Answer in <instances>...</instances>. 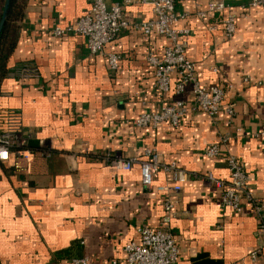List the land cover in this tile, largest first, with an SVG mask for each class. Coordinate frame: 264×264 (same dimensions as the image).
<instances>
[{"label": "crops", "instance_id": "obj_1", "mask_svg": "<svg viewBox=\"0 0 264 264\" xmlns=\"http://www.w3.org/2000/svg\"><path fill=\"white\" fill-rule=\"evenodd\" d=\"M18 37L0 81V131L6 113H21L28 146L36 151L16 167L0 161V264H123L124 246L138 239L137 229L158 227L167 193L157 186L169 182L160 169L151 188L141 183L140 168L117 169L106 154L141 158L154 148L162 162L176 163L190 177L178 194L170 222L180 249L176 264H229L245 259L259 244L257 216L248 201L235 211L221 204L219 190L203 174L229 178L226 159L235 155L249 176L253 196L264 200V6L249 9L237 19L228 39L216 18L196 15L197 5L209 0H177V25L187 28L186 54L196 64L205 85L222 84L225 95L217 115L194 108L192 83L169 91L155 83L147 55L162 56L167 37H146L134 27L122 30L104 48L91 54L86 38L71 33L52 34L85 14L89 0H25ZM115 0H106L108 4ZM237 9L249 0H224ZM132 22L154 18L149 4L124 7ZM239 10L237 9V13ZM216 22V21H215ZM120 55L111 71L107 56ZM36 64L39 77L22 79L18 67ZM217 69V70H215ZM228 84H231L229 87ZM183 100L187 111L177 126L138 127L135 119L156 111L165 102ZM234 113L228 114L226 106ZM219 143L209 157L205 149ZM51 147L49 156L39 152ZM264 253V248H263Z\"/></svg>", "mask_w": 264, "mask_h": 264}, {"label": "built area", "instance_id": "obj_2", "mask_svg": "<svg viewBox=\"0 0 264 264\" xmlns=\"http://www.w3.org/2000/svg\"><path fill=\"white\" fill-rule=\"evenodd\" d=\"M88 11L77 18L73 23L61 26L55 24L52 34L56 37L65 34H79L86 38L87 48L91 54L101 51L106 44L114 40L125 29L134 27L146 37L158 35L167 37L169 43L164 47L162 56L155 52L148 53L146 59L153 68L155 83L161 92H167L172 85L173 74H176L175 92L184 89L186 82L192 83L194 108L210 115L218 114L225 95V86L222 84L205 85L196 75V64L186 54V40L189 30L177 25L179 18L185 16L177 11V0H115L108 4L106 0H89ZM133 4H149L154 18L143 21H130L126 18L125 6ZM257 6H264V0H249L237 9L224 0H209L205 8L197 5L196 15L202 19L216 18L210 29L215 30L221 25L225 36L231 39L237 28V19L240 15ZM109 69L113 72L119 68L120 55L111 52L107 56ZM217 70V69H215ZM18 74L22 79L39 77L40 70L32 62H24L18 67ZM230 87L231 84H228ZM187 111V104L183 100L165 102L159 110L141 113L136 119L138 127H157L163 122H170L177 126ZM228 114L232 115V105L226 106ZM6 128L0 131V161L10 162L16 167L18 159L29 161L37 153L28 146L30 134L24 130L21 113L9 110L6 113ZM258 135L263 140L264 154V125ZM51 147L39 152L42 156L50 155ZM220 152L219 143L209 144L205 153L215 157ZM104 159L117 169L129 170L134 164L140 168L141 183L145 188H151L155 174L163 169L168 173L169 182L157 186V190L167 193L164 205V215L158 227L143 225L138 227V239L127 242L124 246L125 256L123 264H176L180 249L173 232L169 229L171 219L175 215L178 203V194L182 185L190 174L176 163H164L158 151L146 148L141 158L123 159L106 154ZM229 178L224 180L214 176L211 172L203 177L211 181L219 190L221 204L235 211H241L243 202L248 201L253 213L257 216L258 246L253 249L248 258L252 261L260 260L264 248V200L252 195L248 188L249 176L243 169L240 160L235 155H228L226 159ZM73 264H88L89 259L73 258ZM196 264V263H195ZM229 264H247L245 259L233 261Z\"/></svg>", "mask_w": 264, "mask_h": 264}, {"label": "trees", "instance_id": "obj_3", "mask_svg": "<svg viewBox=\"0 0 264 264\" xmlns=\"http://www.w3.org/2000/svg\"><path fill=\"white\" fill-rule=\"evenodd\" d=\"M6 0H0V20ZM25 0H10L7 18L0 34V81L7 74L6 62L18 37V21L21 19Z\"/></svg>", "mask_w": 264, "mask_h": 264}, {"label": "water", "instance_id": "obj_4", "mask_svg": "<svg viewBox=\"0 0 264 264\" xmlns=\"http://www.w3.org/2000/svg\"><path fill=\"white\" fill-rule=\"evenodd\" d=\"M9 4H10V0H6L5 5H4V9H3V12H2V17H1V20H0V34H1V31H2V28H3V25L5 23V20L7 18Z\"/></svg>", "mask_w": 264, "mask_h": 264}]
</instances>
